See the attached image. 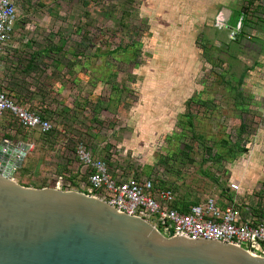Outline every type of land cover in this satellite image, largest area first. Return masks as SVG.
I'll list each match as a JSON object with an SVG mask.
<instances>
[{"label":"rangeland","instance_id":"obj_1","mask_svg":"<svg viewBox=\"0 0 264 264\" xmlns=\"http://www.w3.org/2000/svg\"><path fill=\"white\" fill-rule=\"evenodd\" d=\"M16 2L7 75L34 66L35 74L18 71L12 82L32 97L61 83L66 101L84 105L81 125L69 129L57 119L52 134L33 136V155L14 174L18 183L51 186L52 173L81 168L76 145L83 141L126 170L164 175L189 201L227 198L223 189L234 180L239 198L261 193L264 0ZM207 147L222 160L209 159ZM67 161L73 168H63ZM71 175L77 188L83 181Z\"/></svg>","mask_w":264,"mask_h":264},{"label":"water","instance_id":"obj_2","mask_svg":"<svg viewBox=\"0 0 264 264\" xmlns=\"http://www.w3.org/2000/svg\"><path fill=\"white\" fill-rule=\"evenodd\" d=\"M30 148L0 142V264H264L237 245L165 237L94 195L21 185Z\"/></svg>","mask_w":264,"mask_h":264},{"label":"built area","instance_id":"obj_3","mask_svg":"<svg viewBox=\"0 0 264 264\" xmlns=\"http://www.w3.org/2000/svg\"><path fill=\"white\" fill-rule=\"evenodd\" d=\"M17 21L16 0H0V55L12 47ZM1 71L0 65V74ZM6 114L12 115L22 127L37 129L45 135L54 128L50 120L20 104L0 76V120ZM76 156L87 181L76 188L65 173L54 172L52 187L97 196L120 212L147 220L165 237L173 232L174 236L192 240H214L264 257V198L255 191L249 195L251 201L248 197L239 198L242 186L238 180L231 181L229 197L208 194L193 203L166 184L164 175L157 172L146 175L137 165L131 171L121 166L112 170L109 162L94 155L83 141L76 145Z\"/></svg>","mask_w":264,"mask_h":264},{"label":"crops","instance_id":"obj_4","mask_svg":"<svg viewBox=\"0 0 264 264\" xmlns=\"http://www.w3.org/2000/svg\"><path fill=\"white\" fill-rule=\"evenodd\" d=\"M13 47H15V46H13ZM10 48L8 49L7 53H2L0 55V65L2 68L0 76H1L2 80L6 83L7 90L10 92V94L12 96H14L15 99L20 104L27 106V107L31 106V107L35 108L37 113H39L44 119L50 120L52 123H54L53 120L59 119L60 122L62 123L61 126L62 127H68V128L70 127L69 129H71V127H73L75 125H77V126H79V124L81 125L82 123L78 124L77 120L79 118H80V120L82 119V113H81L82 110L80 107H82L84 105H82L81 101L80 102L77 101V99L73 102L74 98H71V97H69V98H70V100H72V102H70L69 99H68V101H66L65 96H64V94H66L64 92L65 87H63V85H61V83H56L54 85L48 84L45 86H41V87H39V89L37 91L33 92L35 97H32L30 93H28V92L26 93L25 90L18 88L16 86L17 83L12 82L13 80L17 81L16 72H18V71L19 72L32 71L33 74H35V73H34V70H30L34 67L33 65H32L33 67H30V68L24 67L22 69V71H21V69L20 70L18 69V71H15V67H14V69L10 72V77H11L10 78L8 76L9 74L7 75L8 70H7L6 65H5V61H6L7 57L11 56V54H12V50ZM32 103H36V104L32 105ZM66 106L69 108L67 109ZM14 124L18 125V127L20 129L19 131L13 129ZM63 131H64V129H62V132ZM53 132H54V129L50 133H48V135L52 134ZM35 134H42V133L40 131H38L37 129H26V128L22 127L17 122V120L10 114H6L0 120V142L4 141L7 138V139H10V141L13 145H15L16 143H18L20 141L32 144V148H30V150L28 151L25 158H29V156H31V154L33 155V150L35 148V140L33 139V136ZM5 151H7V150H5ZM98 156H101L105 160H107L109 162L112 170H115L117 166L122 165V162L118 161V160L115 161L114 158L112 157V155L111 156L98 155ZM111 162H113L114 164L112 165ZM77 163H79V162H77ZM79 165H81V164L79 163ZM62 166L65 170L73 168L71 162H68V161L66 164H63ZM75 166L76 165H74V168H76ZM76 169L77 170L71 171V172L69 171L68 173L66 172L65 174L69 175V176L71 174H72L71 176L77 175L76 180L82 179V181H87V175L84 174V167L81 166V168H80V166H77ZM134 169H135L134 167L130 168V170H134ZM73 177H72V179H74ZM199 201H201V200H198L196 202H199ZM191 202L194 203V201H191Z\"/></svg>","mask_w":264,"mask_h":264},{"label":"trees","instance_id":"obj_5","mask_svg":"<svg viewBox=\"0 0 264 264\" xmlns=\"http://www.w3.org/2000/svg\"><path fill=\"white\" fill-rule=\"evenodd\" d=\"M236 22H237V20H236ZM236 22H235V25H236ZM239 34H240V32H239ZM246 128H247V125L243 122L241 124V126H240V131H241L240 133L241 134L246 133ZM225 143H227V142L225 141ZM243 151H246V149H243ZM207 152H208V158L209 159H214L215 158L216 155L213 154V148L207 147ZM216 158L219 161L222 160V156L221 155H217ZM223 192H225V194H228L229 195V193L227 192V189L226 188L223 189ZM260 192H261L262 198H264V184H263L262 190ZM257 213H258V210H257Z\"/></svg>","mask_w":264,"mask_h":264}]
</instances>
